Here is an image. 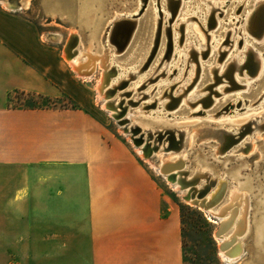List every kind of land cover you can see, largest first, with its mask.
<instances>
[{
	"label": "rangeland",
	"instance_id": "1",
	"mask_svg": "<svg viewBox=\"0 0 264 264\" xmlns=\"http://www.w3.org/2000/svg\"><path fill=\"white\" fill-rule=\"evenodd\" d=\"M252 1L250 0L251 5L249 7L252 6ZM0 2L17 7L9 10H13L35 23L43 38L55 44L61 55L63 52L65 65L68 68L70 67L69 69L72 71L75 80L79 81L81 89L85 91L87 96L83 104L102 125L105 139L107 141L117 140L126 146L138 158L139 163L145 165L148 172L159 181L161 189L173 199L181 218L184 264H229L223 261L219 250V240L214 236L221 225L219 224L220 218L226 216L210 218L206 213L187 204L182 199L179 191H175L158 174L157 170L152 169L137 155L132 142L121 132L118 120L133 124L135 136L140 137L143 128L155 133L153 137L156 139V145L162 142L161 148L164 150L154 152L155 154L151 158L154 163H158L162 156L171 159L180 155L181 152L178 151H185L183 155L189 161L191 172L194 170V166H197L201 171L210 173L213 179L222 174L230 182V191H232L233 185L238 186L241 191H245L249 196L248 202H250L247 216L248 230L239 236V239L242 240L243 251L239 261L232 264H264V130L260 127L254 128V125H264V31L258 39L253 37L256 39L252 41L254 56L249 57L240 65L239 71L245 73L244 76H236L235 78L237 72L232 69L233 65L230 63V59L236 57L242 50L241 46L243 47L241 35H235L236 39L234 40L232 30L236 27L234 23L237 22V19L242 20L245 12H247L249 8L247 2L244 5L242 3L234 6L229 5L223 15L218 10L221 6L214 5V8L218 7V11L214 12L213 15H206L204 3L200 0H191L190 5L179 6V9H181L176 11L172 25L170 24L172 27L168 25L171 14L167 7L164 8L163 0H155L154 2L152 0H141L139 4L137 0H0ZM154 3H156V8ZM61 4L63 10L60 8ZM173 6H175V2ZM57 7L61 9L60 14ZM196 7L201 8L202 15L201 13L198 16L194 15L193 11H199L194 10ZM166 9L168 10L167 13L164 12ZM158 10L163 16H161L160 36L155 23L156 18L160 19L157 14ZM188 11L189 13H187ZM117 13L120 15H137L133 19H138L139 25L136 30H133L135 34H132L129 43L117 54V58L110 61L111 54L109 52L114 48L109 47L106 55L103 54L100 36L105 29V23L111 21ZM185 13H187V16ZM163 14L169 15L167 23ZM189 15L192 20L185 22L184 19ZM231 19L235 20L232 22ZM178 20L179 23L176 24ZM188 23L190 30L195 32V36L192 34H189L190 37L188 36V31H190L187 29ZM176 25H178V31L181 26L182 38L179 31L177 36L179 37V52L174 59L172 58L175 54L174 51H171L170 54L167 52L164 26L174 29ZM73 32L79 33L82 47H92V52L104 59L102 60L104 66L101 64V59H99L97 64L96 62L93 63L86 70L90 71L94 68L88 77L78 74V72L83 73L81 71H74L65 57V44H67ZM214 38H216L215 42ZM196 40L199 42L195 43ZM232 42L233 44L238 43L235 52L233 51L234 46L230 49ZM188 43L191 44V47H187ZM199 44L202 45L200 50L197 47ZM214 44L219 48V51L215 52ZM182 51H185L184 53L188 52L187 61L179 59ZM191 51L192 53L196 52L197 55L190 54ZM258 58L261 60L262 66L260 71L257 67ZM114 63H116L115 66ZM166 63L168 65L170 63V66L173 65L169 73H172V70L176 71L170 78V80H174L169 84L172 86V90H166L165 87L157 89L158 87H156L167 78L166 73L161 75L164 69L163 65ZM118 65L121 66L120 69L124 68L125 76L119 82L113 83L112 80L116 79L120 73L116 67ZM132 67H135V70L129 71ZM209 67L213 70L211 75H209ZM221 67L222 70L219 69ZM137 71L139 73L134 78L126 76V73ZM180 75L185 76L181 82ZM189 75L191 77L188 79ZM245 78L249 80L245 81ZM232 79L236 86L232 85ZM103 80L107 84L111 82L114 85L109 91V100L112 102L117 100L119 117H111L109 112L102 107L103 100L99 97L98 87ZM138 80L143 82H139V85L136 86L139 89L135 92L133 88ZM177 82L180 83L175 84ZM245 83L249 84L248 90L242 88ZM183 84L187 85L186 93L178 90ZM177 90L178 94L175 95ZM197 90L200 91L196 96V100L194 99L192 102V105L194 104L192 108L184 106L183 100L186 98L184 96L186 94L189 96ZM162 95L163 98L159 99ZM178 98V104L171 106ZM137 99H139V102L136 101ZM161 102L162 105L171 106L172 108L168 110L166 107V113L163 112L162 114L160 109L157 110ZM9 104L13 107L36 108L79 106L78 103L66 95L57 99H48L38 95L21 93L11 94ZM149 112L152 117H150ZM154 113L157 116H153ZM192 113L196 115L185 118ZM210 125L229 134L230 145L224 152L218 151L215 154L217 148L221 145L216 142L218 137L207 135L209 130L212 131L207 129ZM248 126L254 128L249 133L245 132V128ZM201 128L202 131L199 132L198 130ZM174 131L176 144L173 143L169 135ZM177 131L187 132V135L189 133V144L192 142L191 136L196 133L197 140H195L194 146L188 148L186 146L187 141L185 147L180 150V145H177L180 142ZM160 135L163 137L158 141ZM240 135L242 136L239 139ZM146 138L149 139L147 144H150L152 140L147 136ZM231 141L234 143L232 144ZM243 144H248V147ZM201 145L205 150H196ZM199 181L200 184L204 179ZM228 232L227 235H229Z\"/></svg>",
	"mask_w": 264,
	"mask_h": 264
},
{
	"label": "crops",
	"instance_id": "2",
	"mask_svg": "<svg viewBox=\"0 0 264 264\" xmlns=\"http://www.w3.org/2000/svg\"><path fill=\"white\" fill-rule=\"evenodd\" d=\"M3 6L0 264H184L173 199L126 146L105 139L63 52ZM13 93L79 106L13 107Z\"/></svg>",
	"mask_w": 264,
	"mask_h": 264
},
{
	"label": "bare ground",
	"instance_id": "3",
	"mask_svg": "<svg viewBox=\"0 0 264 264\" xmlns=\"http://www.w3.org/2000/svg\"><path fill=\"white\" fill-rule=\"evenodd\" d=\"M140 1L141 0H137V3L139 4ZM152 1L154 2L155 0H152ZM185 1L186 0H178V9H179V6L182 7V5L186 6V5H190L192 3L191 0H188L187 2H185ZM200 2L204 3L206 15H209V14L213 15V13L218 11V10L223 15V13L225 12V9L229 5L234 6V5L239 4V3H242V5H244L245 2H247L248 7H249V5H251L250 0H242V1H240V0H200ZM252 3H253L252 6L248 8V10H247V12H245L244 16L242 15L243 16L242 20L237 19V22L234 23V25L236 27L234 26L235 29L233 28V30H232L233 31L232 36H234L233 39L234 40L236 39L235 35H239V36L241 35L240 38H242V41H243L242 42L243 47L241 46L242 50L237 54V56L235 55L236 57L231 56L232 59H230V63L234 66V70L237 72V74L235 75V78H236V76L242 77V75L243 76L245 75V73L239 72L238 68L241 64H243L242 62L245 61L248 53L254 54V50H253L254 44L252 43V41H254L256 39L253 38L254 36H252V33H250L249 30L247 29V24L249 21H251L252 18H254V16L257 13V10L260 7H264V0H253ZM1 4L7 8L14 9V7L11 6L12 4L10 5L9 3H5V2H1ZM163 5L165 6L164 8L167 7V0H163ZM201 5H202V3H201ZM214 5L218 6V7L221 6V7H220V9L217 10L218 7L214 8ZM61 6H62V4L60 5V8L62 9L63 7H61ZM154 7L155 8L157 7L156 3H154ZM246 8H247V6H246ZM61 9H59V7H57L59 14H60ZM196 9L199 11H197V12L193 11L194 15L198 16L199 13H201V15H202L201 8L196 7L194 10H196ZM202 9H203V7H202ZM168 10L166 9L164 12L167 13ZM187 13H189V11ZM187 13H185L186 16H187ZM168 14H163L166 23L168 21V16H169ZM161 16H162V14H161ZM135 17H136L135 15L134 16L133 15H127V14L120 15L117 13L115 16H113L111 21L105 23V29L103 31V34L100 36V43L102 46V50L104 52L103 54H105V55H106L109 47L114 48V50L109 52L111 54L110 61H114L117 58V54L121 51V49L123 50V48H125V46H123L121 48L117 44H119V42L123 40V37L126 34V31L130 28H131V30H132V28H134L136 30V28L138 27V25H139L138 19L132 21V23L131 22L127 23V25L124 24V22L127 19H131V18H135ZM184 20H185V22H189L190 20H192V18L189 15V17H187ZM234 20L235 19H231L230 21L233 22ZM172 22H173V20H172ZM177 23H179V20L176 22V24ZM252 23L255 24V21L252 20L250 25H252ZM177 26L178 25H176L174 27V29L171 28L170 39L168 40L167 38H165V39H167V44H168V42H170L169 43L170 52L174 51V53H175L172 56V58H174V59L176 58V56L178 55V52H179V46H178L179 37H177L179 31L181 33V38H182L181 26L179 28V31H178ZM254 26L252 25V27H254ZM237 27H238V29H236ZM187 29H189V30L191 29L189 23L187 24ZM164 30H165V27H164ZM173 31L175 32L174 34L172 33ZM189 34H192L193 36H195V32H193L191 30L188 31V36H189ZM215 39L216 38H214V42H215ZM197 42H199V41L196 40L195 43H197ZM237 44L238 43L233 44V42H232L230 49L234 46L233 51L235 52V48H236ZM65 45H66V48L64 51L65 57L68 59V62H69V64H71L70 66H72L74 71L83 72V73L78 72V74H81V76H83V77L84 76L85 77L90 76V73L94 70V68L91 69L90 71H86V70L89 67H91V65L93 63L96 62V64H97L99 59H101V64L104 66V63L102 61V60H104V59H102L103 57L102 56H96L95 53L92 52V47H90V46H89V48L86 46L82 47L80 35L78 32L71 33V35L67 41V44H65ZM201 46L202 45H200V44H199V46H197L199 50L201 49ZM187 47H191V44L188 43ZM214 48H215V52L219 51V48L215 44H214ZM241 48L239 47L238 49L240 50ZM230 49H229V51H230ZM184 52L182 51L181 52L182 54L179 53V54H181V56H179V59L181 58L182 61H187L188 60V58H187L188 52L187 53H184ZM195 54L197 55L196 52H195ZM232 54H233V52H232ZM257 60H258V66L257 67H258V70L260 71L262 69L261 60L259 58ZM170 63H169V65L167 63L163 65L164 69L162 70L161 75H165V73H166L167 78L163 81L162 84L159 83V86H156V87H158L157 89H160L163 87H165L166 90L167 89H171V90L173 89V88H171L172 86H170L169 84L174 81V80H170V78L172 77L173 74H175L176 71L172 70V73H169V72H171V69L173 67V65L170 66ZM115 64L116 63H114V66H115ZM116 67H117L118 71H120V73L116 79L112 80L113 83H117V81L119 82V80L123 76H125L124 68L120 69L119 67H121V66H119V65ZM135 67L130 68L129 71L135 70ZM183 67H185V66H183ZM127 68H129V67H127ZM183 69H185V68H183ZM210 69H211V67H209V72H211ZM219 69L222 70V67ZM105 70H106V67H105ZM115 71L117 72V70H115ZM180 71H181V69H180ZM192 71H193V69H192ZM138 73H139L138 71L134 72V73L129 72V73H126V76L130 77V78H132V77L134 78L136 75H138ZM181 75H184V74H181ZM183 77H185V76H183ZM183 77L182 76L180 77L181 78L180 82L183 80L182 79ZM190 77H191V75H189L188 79ZM248 80L249 79L245 78V81H248ZM177 81H178V79H177ZM139 82H143V81L138 80L135 82V85L133 88V90L135 92L139 89L136 87L139 85ZM180 82H177L175 84H178ZM113 87H114V85L111 84V82H108V84H107L103 80L98 87V94H99V97L103 100V103H102L103 109L107 110L111 117L116 118V117L120 116V112L118 111L119 105L116 104L117 100H114L113 102L111 100H109V98H110V92L109 91ZM248 87H249V84L245 83L242 88L248 90ZM186 88H187V85L183 84L182 86H180L178 88V90H179V92L184 93ZM157 89H155V90H157ZM178 90L175 91V95L178 94ZM199 91L200 90L193 91L192 94L189 96H187V94L186 95L184 94L185 95L184 97H186V98H185V100H183V105L186 107L192 108V106L194 105V104L192 105V102L194 99L196 100V98H197L196 96H197ZM180 97L183 98L181 95H180ZM162 98H163V95L159 99H162ZM136 101L139 102V99H137ZM158 109H160V111H162V114H163V112H165V110L167 108H166V106L162 105V102H161L158 105L157 110ZM156 113H154L153 116L154 115L157 116ZM138 114H139V112H138ZM150 115H151V113H150ZM193 115H196V114L195 113L189 114L185 118H189L190 116H193ZM150 117H152V115ZM166 117H169V116L167 115ZM117 122H118V124H120L121 132L134 145L135 152L137 153V155L141 159H143L152 169L157 170L158 174L160 176H162L164 178V180L169 185H171L175 191H179L181 193L182 199L187 204H189L190 206L197 208L198 210L206 213L210 218H220L223 215L226 216V217L220 218L219 224H221V225H220L219 229L217 230V232L214 233V236L216 239L219 240V250H220V254L223 258V261H225L229 264L236 263L237 261H239L241 254H242V251H243L242 240L239 239V236L242 235L243 233H245L246 230H248L247 216H248V211H249L248 206L250 203V202H248L249 201L248 194L245 191H241L239 189V187L236 185H233V189H232V191H230V182L226 178H224L222 176V174L219 175L217 178L213 179V178H211L210 173H208L206 171L205 172L201 171V169L197 166H194V170L191 172L189 170V161L186 159L185 155H183L185 151H178V152H181L180 155H178L175 158H171V159H169L167 156H162L158 163H154L153 161H151L152 156L155 154L154 152H157V151L162 152L164 150L161 148L162 144L156 145V139H154V137H153L155 135V133L152 132L151 130L147 131L143 128L142 132H141L142 135H140V137L135 136L134 132H133L134 131L133 124H131L129 122L123 123L124 121H119V120ZM200 127H202V126H200ZM203 130H204V128H203ZM198 131L201 132L202 128L199 129ZM186 133L187 132H183V134H182L183 135L182 136L183 141L181 144H179L180 150L182 147H185V144L187 143V141H188V143L186 146L189 148V146L193 147L195 140H197L196 139V133H195L193 136H191L192 142L189 144L190 136H189V133H188V135ZM207 135L217 137L214 134V132L213 131L210 132V130L207 132ZM146 136L152 140V142L150 144H147V140H149V139H147ZM213 137H209V138H213ZM199 140H200V137H199ZM152 145H153V147H151ZM178 161H179V163L177 165H174V163H176ZM161 168H162V172H160ZM173 169H181V170L179 173L175 172V174L173 175V176H175V179L171 180V174H169V172ZM200 179H204V181L199 184ZM215 193H216V195L213 196ZM212 196H213V198H212ZM211 198H212V201L209 202L208 204H206L209 200H211ZM203 199H205L204 200L205 202L204 201L202 203L197 202V201H200ZM193 200H195V201L192 204L191 202ZM215 204H217V205L214 208H210L211 206H213ZM227 232L229 233V235H227Z\"/></svg>",
	"mask_w": 264,
	"mask_h": 264
},
{
	"label": "water",
	"instance_id": "4",
	"mask_svg": "<svg viewBox=\"0 0 264 264\" xmlns=\"http://www.w3.org/2000/svg\"><path fill=\"white\" fill-rule=\"evenodd\" d=\"M136 1V0H135ZM146 1V0H145ZM158 2V1H157ZM175 2V6H173V3ZM158 4V3H157ZM171 4V5H170ZM159 6V5H158ZM160 7V6H159ZM167 7H168V9H169V13L171 14V18H170V21H169V23H168V25H170L171 23H172V20H173V18H174V16H175V14H176V11L178 10V0H167ZM174 7V8H173ZM157 14H158V16H159V20L156 18L155 19V23H156V25H157V27H158V31H159V36L161 35V26H162V23H161V21H162V18H161V12H160V10H158V12H157ZM137 16V15H136ZM154 16H155V13H154ZM157 16V17H158ZM252 20H254L255 21V24L254 23H252V25L254 26V27H252V25H250L251 24V21ZM132 21H134V19L133 18H131V19H127L125 22H124V24L125 25H127V23H132ZM251 21H249L248 22V24H247V29L249 30V32L250 33H252V36H254L256 39H258L261 35H262V33H263V31H264V7H260L258 10H257V13H256V15L254 16V18H252L251 19ZM213 22V21H212ZM171 26V25H170ZM165 27V30H164V35H165V38H167L168 40L170 39V32H171V28H166V26H164ZM254 28V29H253ZM133 29L134 28H132V30H131V28L130 29H128L127 31H126V34L124 35V37H123V40L122 41H120L119 42V44H117L119 47H123V46H126L128 43H129V39L132 37V34L134 33L133 32ZM135 34V33H134ZM133 34V35H134ZM159 39V38H158ZM169 43L170 42H168V44H166V47H167V52H168V54H170V46H169ZM192 53V51L190 52V54ZM194 53V52H193ZM192 53V54H193ZM194 55L196 56V54L194 53ZM251 56H254V54L252 55V54H249L248 53V55H247V57H246V59H248L249 57H251ZM245 59V60H246ZM257 66V65H256ZM233 68V70H234V66H232ZM239 68H240V66H239ZM239 68H238V71H239ZM211 70V72H210V74L209 75H211L212 74V72H213V70L212 69H210ZM256 71H257V67H256ZM240 72V71H239ZM256 73V72H255ZM254 73V74H255ZM233 80V79H232ZM232 85H234V86H236V84H235V82H234V80H233V84ZM178 101H179V98L177 99V101L176 102H174V103H172V105L171 106H175V105H177L178 104ZM167 108H168V110H170L172 107L171 106H167V105H165ZM250 126V125H249ZM247 127V128H245V132H250V130H252V128H250V127ZM256 127H260V128H262L263 130H264V125H259V126H257V125H254V128H256ZM206 128V127H205ZM253 128V129H254ZM207 129H211L213 132H214V134L218 137V141H216V142H219L220 143V147H218L217 148V150H216V152H215V154L216 153H218V151L219 152H224L227 148H229V134L227 133V132H225V131H223V130H217V129H215V128H213V126H209ZM177 133V135H178V137H179V140H180V142L179 143H177V145L179 146V144H181L182 143V141H183V131L182 132H176ZM170 138L173 140V143L174 144H176L175 142H176V140H175V131L174 132H171L170 134ZM241 136L242 135H240L239 136V139L241 138ZM162 135H160L159 136V139H157L158 141H160L161 139H162ZM231 143H232V141H231ZM234 143V142H233ZM232 143V144H233ZM160 144H162V142H160ZM159 144V145H160ZM244 146H247L248 147V144H243ZM163 148H164V146H163ZM196 148V147H195ZM196 150H205V148L203 147L202 148V145L201 146H199V147H197L196 148ZM230 153L232 152V151H229ZM234 154V153H233ZM179 163V161L178 162H176V163H174V165H177ZM163 168V167H162ZM162 168H161V170H160V172H162ZM183 169V168H182ZM180 170L181 169H173V170H171L170 172H169V174H171V180H174L175 179V176H173L174 174H175V172H180ZM218 192V191H217ZM216 192V193H217ZM216 193L213 195V196H215L216 195ZM199 196V195H198ZM213 196H212V198H213ZM212 198H211V200H209L206 204H208L209 202H211L212 201ZM205 199H203V200H200V201H197V202H200V203H202L203 201H204ZM194 201L195 200H193L191 203L193 204L194 203ZM205 202V201H204ZM219 203V202H218ZM217 203V204H218ZM217 204H215V205H213V206H211L210 208H214ZM196 206V205H195Z\"/></svg>",
	"mask_w": 264,
	"mask_h": 264
},
{
	"label": "trees",
	"instance_id": "5",
	"mask_svg": "<svg viewBox=\"0 0 264 264\" xmlns=\"http://www.w3.org/2000/svg\"><path fill=\"white\" fill-rule=\"evenodd\" d=\"M21 94H22V93H21ZM27 95H29V94H27ZM24 108L33 109V108H36V107H24ZM37 108H39V107H37Z\"/></svg>",
	"mask_w": 264,
	"mask_h": 264
}]
</instances>
